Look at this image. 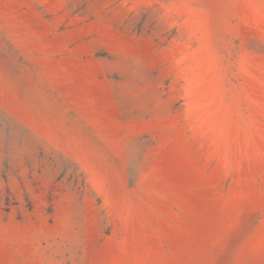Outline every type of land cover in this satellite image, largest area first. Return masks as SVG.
Masks as SVG:
<instances>
[{
    "label": "rangeland",
    "instance_id": "obj_1",
    "mask_svg": "<svg viewBox=\"0 0 264 264\" xmlns=\"http://www.w3.org/2000/svg\"><path fill=\"white\" fill-rule=\"evenodd\" d=\"M0 264H264V0H0Z\"/></svg>",
    "mask_w": 264,
    "mask_h": 264
}]
</instances>
